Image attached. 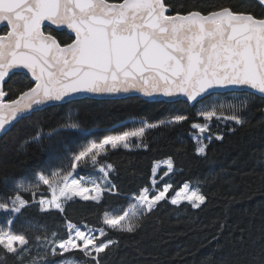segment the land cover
I'll return each mask as SVG.
<instances>
[{
    "label": "snow or ice",
    "instance_id": "snow-or-ice-1",
    "mask_svg": "<svg viewBox=\"0 0 264 264\" xmlns=\"http://www.w3.org/2000/svg\"><path fill=\"white\" fill-rule=\"evenodd\" d=\"M257 3L264 9V0ZM170 9L166 0H0V24L7 29L0 34V135L10 131L18 119L41 110V106L72 103L77 96L135 91L146 97L179 95L194 102L211 90L248 88L264 98V18L236 12L231 7L207 12L193 9L183 14H171ZM45 22L57 29L66 28L74 38L61 43L51 32L42 30ZM15 70H26L21 74H30L34 83L7 100L3 84L6 78L17 74ZM225 107L215 105L199 115L204 121L217 118L234 121L236 125L245 122L235 112L225 115ZM186 119L177 115L169 123L178 124ZM157 126L144 123L135 131L107 135L99 142L89 143L73 155L71 170L64 174L59 171L51 176L40 174L35 183L17 181L15 195L0 201V211L18 216L26 207L38 203L41 213L56 210L63 214L65 202L76 197L100 203L105 192L116 193L109 180L112 166L100 164L101 154L108 146L128 148L132 137L142 138L146 129ZM192 127L200 134L194 137L198 144L196 155L205 157L207 146L202 141L208 125L194 123ZM42 139L43 133L37 132L20 149ZM87 163L94 168L99 165L97 171L102 174L90 187L82 178H72L78 166ZM166 166L165 176L174 170L170 159ZM41 185L47 186L51 198L36 201ZM152 185L154 194L144 188L132 197L134 202L122 214L105 213L102 224L121 233L137 232L141 219L151 214L161 201L168 200L167 193L172 187L165 184L162 190L157 189L155 178ZM21 193H31L33 205ZM205 200L198 187L192 189L186 183L168 202L179 206L187 201L198 209ZM12 223L9 221L10 226ZM66 227V239L57 232L43 237L45 255L38 261L34 259L32 264H72L65 254L73 250L88 258L85 264H102L101 254L106 255L118 244L105 227L85 226L87 230H81L71 222ZM28 245L24 234L14 233L11 227L0 228V264L8 256L22 260L23 254H30ZM57 256L61 257L59 262ZM250 264H264V247L253 255Z\"/></svg>",
    "mask_w": 264,
    "mask_h": 264
},
{
    "label": "trees",
    "instance_id": "trees-1",
    "mask_svg": "<svg viewBox=\"0 0 264 264\" xmlns=\"http://www.w3.org/2000/svg\"><path fill=\"white\" fill-rule=\"evenodd\" d=\"M166 2L171 5V14L231 7L236 12L264 18L263 9L253 0ZM44 31L51 32L61 43L71 42L65 33ZM4 32L6 29L0 34ZM30 86L32 84L26 77L11 76L3 85L8 94L6 99H14ZM219 104L226 106L225 115L235 112L245 122L236 125L234 121L213 118L207 132L210 140L205 142L206 156H197V146L191 139L192 125L205 124L199 113ZM263 110V99L249 93H230L208 96L191 107L182 102L148 104L139 98L111 102L84 100L20 119L0 138V201L15 195L17 181L27 183L40 174L49 175L55 166L62 174L69 171L59 156L72 146L75 148L99 142L107 135L135 131L144 123L158 126L147 129L142 138L132 137L129 149L109 146L101 154L100 164L112 166L109 180L116 193H104L100 203L74 198L65 202L63 214L54 210L41 213L39 204L33 205L32 194L21 193L33 206L14 217L0 212V228L14 221L11 230L26 236L30 254H23L22 260L8 256L4 264L38 261L45 255L43 237L57 232L59 237L66 239L67 222L81 230H87L85 226L91 229L104 227L105 213L122 214L133 202L132 197L144 188L154 194V166L169 159L174 170L167 176L165 170L158 172L155 178L157 189L162 190L165 184H170L172 187L167 193L170 200L187 183L192 189H200L206 197L205 203L193 209L187 203L173 206L168 200L161 201L151 214L141 219L137 232L128 234L106 229L109 237L118 244L113 245L106 255L101 254L102 264H250L253 255L264 247ZM177 115L187 119L178 124L169 123ZM71 124L78 127H69ZM37 132L43 133V139L39 143H28L21 150L20 145ZM49 134H52L51 138ZM86 165L81 164L77 172L84 177L95 176L99 165L93 170ZM50 193L41 186L35 200L39 201L41 197L50 199ZM37 236L42 239L37 241ZM47 254L51 259L50 249ZM65 259L72 264H85L88 258L72 251L65 254ZM56 260L59 262L61 257L57 256Z\"/></svg>",
    "mask_w": 264,
    "mask_h": 264
},
{
    "label": "water",
    "instance_id": "water-1",
    "mask_svg": "<svg viewBox=\"0 0 264 264\" xmlns=\"http://www.w3.org/2000/svg\"><path fill=\"white\" fill-rule=\"evenodd\" d=\"M253 1H255L257 3V0H253ZM2 29H6V26L3 25V24H0V31ZM45 29L53 30L56 33H65L71 39L74 38V34H70L69 30H67L66 28L57 29V27L55 25H49V24H47V22H45V25L42 26V30H45ZM15 71L17 73L15 75L24 76L30 81L31 84L34 83L33 81H31L30 74H26V75L25 74H21V72L26 73V70H15ZM11 76H13V75H11ZM8 79L9 78H6V81ZM230 93H249V94L255 95V96H257V97H259L261 99H264V98L261 97V94L255 93L254 90H251V89H248V88H243V89H216V90H211L210 94H206L205 96H203L202 98H198V100L194 101V102H187L185 97L179 96V95L175 96V97H171V98L163 97V96H160V95H155V96H152V97H146L142 93L133 91V92H129V93H119V94H113V95L101 94V95L77 96V97L73 98V102L72 103L77 102V101H84V100L96 101V102H111V101H122V100L130 99V98H139L143 102L148 103V104H152V103H155V104H157V103L174 104V103H177V102H182V103L188 104L189 106H193L195 103L201 101L202 99H204V98H206L208 96H211V95H226V94H230ZM68 104H70V103H66L65 102V103L49 104V105L41 106V110L31 112L30 115L26 116V118H28L32 114L42 112L45 109L58 107V106H64V105H68ZM263 116H264V110H263ZM19 120L20 119L15 121L13 123V125L16 124ZM2 135H0V138L2 137Z\"/></svg>",
    "mask_w": 264,
    "mask_h": 264
},
{
    "label": "rangeland",
    "instance_id": "rangeland-1",
    "mask_svg": "<svg viewBox=\"0 0 264 264\" xmlns=\"http://www.w3.org/2000/svg\"><path fill=\"white\" fill-rule=\"evenodd\" d=\"M264 11V10H263ZM255 96V95H254ZM264 100V99H263ZM202 119H203V117H201ZM204 120V119H203ZM211 122H212V120L211 121H205V124H207L208 125V128L210 127V125H211ZM193 128V127H192ZM147 130V129H146ZM193 130H194V135H192V141L196 144V146L198 147V144H197V141L194 139V137L195 136H197V135H200L199 134V132H198V130L197 129H194L193 128ZM207 132H208V130H207ZM207 132L206 133H203V137H204V139H203V144H205V142L206 141H209L210 140V138L208 137V134H207ZM89 143H87V144H83V145H80L79 147H73L72 146V149L71 150H69V151H67L66 153H64V154H62L61 156H59V157H61L62 159H61V163L63 164V165H65V167L67 168V169H70L71 170V166H70V161H71V159H72V157H73V155L74 154H76V153H78L80 150H82L84 147H86L87 145H88ZM109 147V146H108ZM121 147H123V146H121ZM124 148V147H123ZM125 149H129V147L128 148H125ZM58 157V156H57ZM59 162V161H58ZM57 162V163H58ZM87 167L86 168H88V169H90V170H93V166H92V164L91 163H87V165H86ZM53 168V167H52ZM50 169V168H49ZM98 169V168H97ZM97 169H96V171H95V173H96V175L95 176H86V177H84V176H82V175H80L78 172H77V170H79V166H78V168L75 170V172L73 173V177L72 178H75V179H83V182L85 183V185L86 186H91V183L93 182V181H98L99 180V178L101 177V175L102 174H100V173H98V171H97ZM154 169L156 170L155 171V173H154V178H156L157 177V175H158V172L160 171V170H165L166 172H168V169H167V166H166V163H162V164H158V165H156V166H154ZM56 171H59V172H61V170H59L56 166H55V168H53L51 171H50V174L48 175V176H51V174L53 173V172H56ZM61 174H62V172H61ZM35 181H36V179L34 180V178H32V179H30V182H32V183H35ZM157 185H158V183H157ZM41 186H43V187H46L47 188V186H45V185H41ZM152 192H154V191H152ZM15 193V192H14ZM106 193V192H105ZM27 194H29V193H27ZM151 194V193H150ZM50 198H51V193H50ZM77 199H79V197H76ZM80 200V199H79ZM82 201V200H81ZM83 202H88V203H96V202H93V201H83ZM134 202V201H133ZM182 203H187L188 204V202L187 201H182L181 202V204ZM27 208V207H26ZM54 211H56V210H54ZM0 212H2V211H0ZM7 214V216H16V215H13V214H8V213H6ZM9 227H10V225H9V223H6V225H5V228H3L4 230H8L9 229ZM105 227V229H107L106 228V226H104Z\"/></svg>",
    "mask_w": 264,
    "mask_h": 264
},
{
    "label": "bare ground",
    "instance_id": "bare-ground-1",
    "mask_svg": "<svg viewBox=\"0 0 264 264\" xmlns=\"http://www.w3.org/2000/svg\"><path fill=\"white\" fill-rule=\"evenodd\" d=\"M170 173H171V172H170ZM170 173H169V174H170ZM169 174H168V175H169Z\"/></svg>",
    "mask_w": 264,
    "mask_h": 264
}]
</instances>
